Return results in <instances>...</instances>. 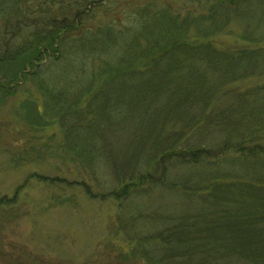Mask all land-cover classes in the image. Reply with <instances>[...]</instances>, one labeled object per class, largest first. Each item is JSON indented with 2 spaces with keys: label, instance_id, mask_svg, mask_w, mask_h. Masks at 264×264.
Masks as SVG:
<instances>
[{
  "label": "trees",
  "instance_id": "16d2710c",
  "mask_svg": "<svg viewBox=\"0 0 264 264\" xmlns=\"http://www.w3.org/2000/svg\"><path fill=\"white\" fill-rule=\"evenodd\" d=\"M105 1L0 0V61L17 59L15 78L23 79L35 57L51 58L44 63L55 68L39 88L63 130L60 149L94 172L107 163L120 183L109 196L128 198L162 183L191 197L185 213L160 215L152 232L140 234L161 242L164 264H264V106L241 126L249 96L233 93L257 62L251 49H221L212 39L254 3L184 0L174 10L150 0L123 10L125 21L84 27L88 6ZM226 98L235 99L228 109L234 118L214 119ZM221 129L229 141L212 150ZM203 173L210 186L200 198L194 192Z\"/></svg>",
  "mask_w": 264,
  "mask_h": 264
},
{
  "label": "rangeland",
  "instance_id": "374dc122",
  "mask_svg": "<svg viewBox=\"0 0 264 264\" xmlns=\"http://www.w3.org/2000/svg\"><path fill=\"white\" fill-rule=\"evenodd\" d=\"M148 1L106 0L99 7L89 5L83 26L97 31L116 18L125 21L123 10L131 11ZM156 2L179 10L184 0ZM253 3L247 17L236 14L229 18L224 31L212 38L221 49H251L257 62L249 77L233 84V93L249 96L245 105L251 108L241 115V126L254 117L252 108L264 106V0ZM2 25L0 16V32ZM86 28L79 31L82 36L88 35ZM26 36L27 30L10 41L11 50ZM44 56L34 58L33 68H26L31 74L23 79L21 73L15 78L17 59L0 61V264H164L161 242L151 244L146 242L149 236L140 234L150 231L160 215L170 219L169 215L185 213V203L191 197L188 200L175 188L159 183L134 196L115 199L108 195L109 188L119 182L113 181L107 163L94 172L72 153L61 150L64 135L53 113L56 110L49 107L50 99L39 88L40 79L55 68L49 67L50 62L45 65L49 58ZM234 102L223 99L214 119H220V114L234 118V113L228 115ZM226 132L214 130L212 150L229 141ZM223 154L231 156L232 152ZM205 176H200L202 188L194 192L200 198L209 192L210 181ZM234 264L251 263L238 260Z\"/></svg>",
  "mask_w": 264,
  "mask_h": 264
}]
</instances>
